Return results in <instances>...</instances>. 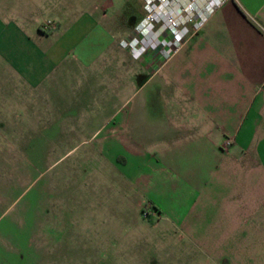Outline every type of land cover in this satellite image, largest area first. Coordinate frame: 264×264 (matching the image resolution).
Listing matches in <instances>:
<instances>
[{
	"label": "crops",
	"instance_id": "1",
	"mask_svg": "<svg viewBox=\"0 0 264 264\" xmlns=\"http://www.w3.org/2000/svg\"><path fill=\"white\" fill-rule=\"evenodd\" d=\"M77 3L0 0L7 70L29 89L57 70L77 81V72L115 71L109 94L122 87V128L129 119L135 136L122 135V152L153 166L136 182H155L161 169L170 199L178 192L167 230L181 225L182 262L264 264V0H225L164 60L132 58L118 43L141 10L112 26L109 0L80 12Z\"/></svg>",
	"mask_w": 264,
	"mask_h": 264
},
{
	"label": "rangeland",
	"instance_id": "2",
	"mask_svg": "<svg viewBox=\"0 0 264 264\" xmlns=\"http://www.w3.org/2000/svg\"><path fill=\"white\" fill-rule=\"evenodd\" d=\"M74 1L80 12L92 0ZM109 1L112 26L141 12L140 0ZM77 73L29 89L0 55V264H184L181 225L167 230L178 192L170 199L161 169L136 182L153 166L122 152V135L135 136L129 119L122 128V87L109 94L115 71Z\"/></svg>",
	"mask_w": 264,
	"mask_h": 264
},
{
	"label": "built area",
	"instance_id": "3",
	"mask_svg": "<svg viewBox=\"0 0 264 264\" xmlns=\"http://www.w3.org/2000/svg\"><path fill=\"white\" fill-rule=\"evenodd\" d=\"M225 0H140L141 15L119 40L132 58L147 51L167 58ZM141 215H145L141 211Z\"/></svg>",
	"mask_w": 264,
	"mask_h": 264
}]
</instances>
